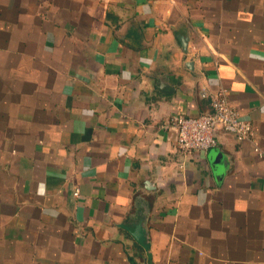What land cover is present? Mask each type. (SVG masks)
<instances>
[{
	"label": "crops",
	"instance_id": "1",
	"mask_svg": "<svg viewBox=\"0 0 264 264\" xmlns=\"http://www.w3.org/2000/svg\"><path fill=\"white\" fill-rule=\"evenodd\" d=\"M0 264H264V0H0Z\"/></svg>",
	"mask_w": 264,
	"mask_h": 264
},
{
	"label": "built area",
	"instance_id": "2",
	"mask_svg": "<svg viewBox=\"0 0 264 264\" xmlns=\"http://www.w3.org/2000/svg\"><path fill=\"white\" fill-rule=\"evenodd\" d=\"M167 124L177 132V148L183 170L187 164L186 158L193 152L207 153L218 144L221 132L232 134L239 141L254 136L252 124L241 118L225 89L213 97L210 111L198 116L173 114ZM78 194L79 189H76L75 195Z\"/></svg>",
	"mask_w": 264,
	"mask_h": 264
},
{
	"label": "water",
	"instance_id": "3",
	"mask_svg": "<svg viewBox=\"0 0 264 264\" xmlns=\"http://www.w3.org/2000/svg\"><path fill=\"white\" fill-rule=\"evenodd\" d=\"M185 48H186V46H185ZM144 225H145L144 223L138 225L137 229L134 231H131V232H132L133 236L136 238V240L146 248V250L148 251V256L151 257L150 243L148 241V236L146 235V230H145Z\"/></svg>",
	"mask_w": 264,
	"mask_h": 264
}]
</instances>
